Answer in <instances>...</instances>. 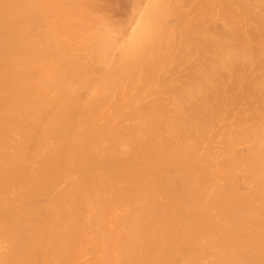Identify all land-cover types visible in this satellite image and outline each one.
<instances>
[{"label":"bare ground","instance_id":"6f19581e","mask_svg":"<svg viewBox=\"0 0 264 264\" xmlns=\"http://www.w3.org/2000/svg\"><path fill=\"white\" fill-rule=\"evenodd\" d=\"M0 264H264V0H0Z\"/></svg>","mask_w":264,"mask_h":264}]
</instances>
